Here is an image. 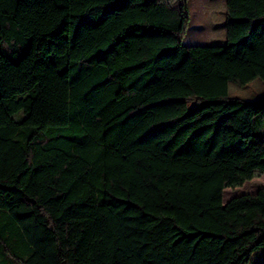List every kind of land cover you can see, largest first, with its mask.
<instances>
[{
  "label": "trees",
  "instance_id": "trees-1",
  "mask_svg": "<svg viewBox=\"0 0 264 264\" xmlns=\"http://www.w3.org/2000/svg\"><path fill=\"white\" fill-rule=\"evenodd\" d=\"M187 44L189 0H0V264H264V0Z\"/></svg>",
  "mask_w": 264,
  "mask_h": 264
},
{
  "label": "rangeland",
  "instance_id": "rangeland-1",
  "mask_svg": "<svg viewBox=\"0 0 264 264\" xmlns=\"http://www.w3.org/2000/svg\"><path fill=\"white\" fill-rule=\"evenodd\" d=\"M191 21L185 34L187 44H223L226 42V0H189ZM229 95L253 100L264 95V82L255 79L246 86L235 81L229 82ZM264 187V175L246 182L237 188H226L224 203L231 198L247 193H255Z\"/></svg>",
  "mask_w": 264,
  "mask_h": 264
}]
</instances>
